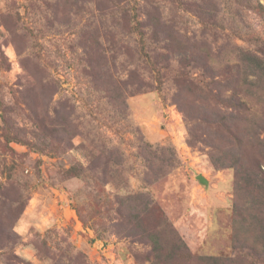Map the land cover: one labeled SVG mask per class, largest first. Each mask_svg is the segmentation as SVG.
I'll use <instances>...</instances> for the list:
<instances>
[{"label":"rangeland","instance_id":"374dc122","mask_svg":"<svg viewBox=\"0 0 264 264\" xmlns=\"http://www.w3.org/2000/svg\"><path fill=\"white\" fill-rule=\"evenodd\" d=\"M124 1L143 28L103 0H0V264H264V82L225 69L264 20L247 0H212L211 25L157 0L181 38L155 58L154 12ZM201 41L212 75L187 53Z\"/></svg>","mask_w":264,"mask_h":264},{"label":"trees","instance_id":"16d2710c","mask_svg":"<svg viewBox=\"0 0 264 264\" xmlns=\"http://www.w3.org/2000/svg\"><path fill=\"white\" fill-rule=\"evenodd\" d=\"M104 6L103 11H105V15L110 16L114 18V16H118V20L121 23H132L133 27H144L143 19L141 21L138 20L136 16L132 15V12L129 8V2L125 3L124 0H103ZM167 1V0H166ZM174 2L173 0H169ZM141 4H143L144 7H149L152 9V12H154L153 17L150 18L149 15L145 14V19H147V24L151 26L152 29L154 27H159L158 30H153L152 33V43H156L158 45L156 49H154L157 52L153 53V50L151 53H153L156 57L163 58L164 52H171L173 51L174 45H176V40H179L181 35L179 36L176 32H173L171 27L168 26L169 21H167L163 16V10L161 6L158 4L157 0H140ZM178 3H181L184 9L188 11H192L191 13H195V15L198 18H201V21L204 24H214L212 23L213 18L215 16L210 14V10H208V7L211 6L212 0H208V3L204 0H178ZM125 3V4H124ZM108 4V5H107ZM124 4V5H123ZM199 4V5H198ZM246 8L253 13H255L258 17L262 18L264 20V6L261 5L257 0H247L246 1ZM194 9V10H193ZM136 8H133L132 11L135 12ZM152 21V22H151ZM147 27V26H145ZM149 28V27H147ZM168 29V30H167ZM169 31V32H167ZM161 34L160 38H157ZM139 35V34H138ZM141 37H143V34H141ZM104 41L106 43L107 38L110 39L112 42L113 35H104ZM152 45V44H151ZM160 45V46H159ZM121 48H123L121 46ZM128 49H125V51ZM141 50L145 51L147 54L150 52L147 50V46L144 47L142 44ZM203 50V51H201ZM211 50H215L212 48V46L205 41L198 42L197 47H192L190 51H187L189 58L191 59L190 62L193 63V67L201 69L203 72H205L208 75L213 74V67L210 62V55ZM180 53V52H178ZM198 54H200V58L198 57ZM195 56H197V60L199 61V64H196L195 62ZM227 64L225 66V69L228 71V74L231 79H233V83H237V80H241V78L244 81L245 85L253 86V83H247V78L249 75H252L254 78H258V82H261L264 80V44H261L257 49L251 50L250 48L241 49L240 47H235L234 49H229V55H228ZM146 58V57H145ZM257 82V83H258ZM256 83V82H255ZM243 84V82H242ZM201 87L204 86L203 83H199L196 81H190L188 82V87L195 90H200ZM257 156H260L257 154ZM256 166V167H255ZM254 167H259L258 165H255ZM260 182L258 185V188L255 192L258 193V199H260L259 202V208L261 209L258 213L261 218H264V173L259 171L256 175ZM258 208V209H259ZM148 214L152 217V224L150 225V231L160 229L162 226H166V223L164 221V215L159 207H157L152 201L148 203L147 207Z\"/></svg>","mask_w":264,"mask_h":264},{"label":"water","instance_id":"95a60500","mask_svg":"<svg viewBox=\"0 0 264 264\" xmlns=\"http://www.w3.org/2000/svg\"><path fill=\"white\" fill-rule=\"evenodd\" d=\"M197 179L199 180V182L204 183V180L201 177H198Z\"/></svg>","mask_w":264,"mask_h":264}]
</instances>
